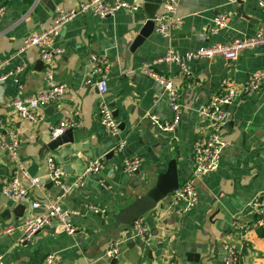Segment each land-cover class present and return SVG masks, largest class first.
I'll use <instances>...</instances> for the list:
<instances>
[{"label": "crops", "instance_id": "crops-1", "mask_svg": "<svg viewBox=\"0 0 264 264\" xmlns=\"http://www.w3.org/2000/svg\"><path fill=\"white\" fill-rule=\"evenodd\" d=\"M80 1L0 0L5 7L0 17V75L25 64L24 71L0 84L2 133L12 128L20 140L19 165L7 152L0 153V188L3 180L12 178L21 167L40 181L37 187L28 186L23 203L8 200L0 190V264H41L48 254L55 256L57 264H222L223 244L237 251V264H264V227H249L243 235L234 228L236 220L245 225L254 220L249 204L264 191V80L256 91L245 90L248 76L264 69V48L244 49L234 61L221 57L194 61L189 65L192 76L183 83L177 79L175 64H154L153 69L172 81L181 94L180 120L172 131L158 129L149 119L152 114L162 121L172 118L163 86L139 73L126 75L142 63H152L168 49L181 54L213 42L253 36L264 26V10L257 0H242L241 4L235 0H180L175 11L182 18L179 27L169 36L153 29L133 48L134 38L148 19L144 5L154 8L156 0H124L140 8L104 18L90 12L77 14L59 30L55 45L62 52L54 57L53 72L67 88L60 97L61 105L77 110L81 125L72 128V143L50 150L49 127L62 116L57 104L41 106L36 123L20 120L5 104L17 94L18 85L22 96L45 87L40 48L30 46L17 53L24 36L47 28L58 9H76ZM158 9L154 8L153 14ZM218 13L226 14V25L213 32ZM91 53L109 61L106 98L116 112L115 136L106 133L99 122L96 87L84 83L91 77L87 64ZM225 83L235 87V97L222 132L227 145L218 168L196 181L198 202L194 208L182 211L170 207V196H166L142 215L153 237L150 246H142L131 238L132 225L112 224L113 213L148 192L171 160L176 162L179 184L191 174L193 143L209 132L199 111ZM119 139L126 141L123 154L141 158L134 173L123 172V154L113 148ZM47 156L62 168L68 184L81 175L88 160L102 158L103 167L97 174L83 177L79 187L64 192L47 177ZM19 180L27 184L21 177ZM48 199H60L65 206L79 210L73 218L78 232L69 235L59 226L41 228L31 239L21 241L19 227L30 214L41 211L32 210L31 203L43 204ZM19 204L24 207L16 212ZM88 205L100 207L103 216L88 210ZM112 239L121 240L115 259L105 255Z\"/></svg>", "mask_w": 264, "mask_h": 264}, {"label": "built area", "instance_id": "built-area-1", "mask_svg": "<svg viewBox=\"0 0 264 264\" xmlns=\"http://www.w3.org/2000/svg\"><path fill=\"white\" fill-rule=\"evenodd\" d=\"M179 1L180 0H160L159 9L151 17L154 23L153 29L159 35H171L182 23V18L175 13ZM257 5L264 10V0H257ZM139 8V4L129 3L124 0H81L76 9L67 11L58 9L51 24L40 31L27 33L22 40L21 46L17 50V53H20L24 48L30 46L40 48V59L43 63V80L45 83L44 89L32 95L22 96L21 85H18L17 94L7 101L5 106L20 120L36 123L40 119L39 108L43 105L56 103L62 116L59 121L49 127L50 139H54L66 128L80 126L81 120L78 111L68 109L61 105L60 97L67 91V88L54 77L53 60L55 55L62 52V49L55 45L60 28L79 13L90 12L95 17L104 18L120 10L135 12ZM4 12L5 7L0 5V17ZM226 20V14L218 13L213 19L212 31L215 32L217 28L225 26ZM254 47L264 48V26L259 27L253 36L229 42H213L181 54L173 49H168L152 63H142L137 69L128 71L126 75L132 76L135 73H139L151 77L163 86L167 94L168 105L172 111V118L169 121H162L157 115L152 114L149 119L158 129L172 131L180 120L181 94L178 87L175 86L172 81L160 76L153 69V65L160 62L175 64L177 67V79L180 83H183L192 76L189 68L190 63L201 59H213L215 57L234 61L238 57L240 51ZM4 63H6L5 60ZM87 64L90 69L91 77L87 78L84 83L93 84L97 89L99 96L97 105L99 122L106 133L115 136L118 134V127L112 108L106 98L109 61L106 57L91 53L87 58ZM24 70V63L17 64L14 69L0 75V84L3 83L8 76L11 75L14 77ZM17 80L18 79L15 80L16 83H18ZM263 80L264 69L254 71L248 76L245 82V90L249 92L256 91ZM195 83L200 84L196 79ZM234 97L235 87L232 84L225 83L200 109V119L209 125V132L204 139L193 143L191 154L193 163L192 172L170 195V207H179L182 211H188L194 208L198 202L196 181L218 168L222 150L227 145L222 132L228 125V108L233 103ZM4 128V122L0 118V153L4 151L7 152L9 158L16 165H19L16 154L20 142L19 137L12 128H8L4 135L2 133ZM125 145V139H119L113 148L116 152H121L123 154ZM45 162L48 179L64 192L79 187L82 184L83 177L97 174L103 167L102 158L88 160L84 164L81 175H79L72 184H68L65 182L62 168L55 162L52 156H47ZM140 163V157L123 154L122 168L124 173H134L139 169ZM14 174L16 175L12 176V178L3 180L0 190L8 200L15 203H23L28 197V186L37 187L40 185V181L37 177H30L23 167L18 170L16 169ZM17 174H20V177L25 180L27 184L21 182ZM39 208H41L40 212L30 214L19 227L22 233L20 238L21 241L31 239L41 228H55L59 226L69 235L78 232L73 223L74 216L79 214L78 209L65 206L61 203L60 199H48L43 204L36 201L31 203L32 210ZM249 208L254 215V220L249 225L240 223L238 220L234 221V228L241 235H243L249 227H264V191L254 197L249 204ZM87 209L95 214L103 216V210L96 205H88ZM132 226L133 231L131 238L137 240L144 247L150 246L153 237L148 225L141 219H138L134 221ZM9 229H11V227H7L6 230ZM120 243L121 240H110L105 250L106 257L110 259L119 257ZM222 247L225 251L222 264H236L238 261L237 251L228 244H223ZM41 264H57V260L53 254H48Z\"/></svg>", "mask_w": 264, "mask_h": 264}, {"label": "water", "instance_id": "water-1", "mask_svg": "<svg viewBox=\"0 0 264 264\" xmlns=\"http://www.w3.org/2000/svg\"><path fill=\"white\" fill-rule=\"evenodd\" d=\"M237 3L241 4L242 0H235ZM160 4V0H156L155 2V9H158ZM149 7V9L147 8ZM144 8L147 12L148 19L144 23L143 27L140 29L134 41L132 43V48L140 45L146 37L150 35L153 31L154 23L151 19L154 8L152 4H145ZM113 115L116 116V112L112 111ZM122 125H119V127ZM73 141V129L66 128L61 134L56 136L54 139H50L47 147L50 150H53L59 145L65 143H72ZM179 185V178L176 169V162L175 160H171L167 166V169L163 172L158 174L157 180L155 185L144 195L134 199L132 203L125 206L122 209H119L117 212L113 213L111 217V222L113 225L118 226L122 225H133L134 221L141 219L142 215L153 209L159 200L166 196H170L174 190ZM23 205L19 204L16 207V212L22 211Z\"/></svg>", "mask_w": 264, "mask_h": 264}, {"label": "trees", "instance_id": "trees-1", "mask_svg": "<svg viewBox=\"0 0 264 264\" xmlns=\"http://www.w3.org/2000/svg\"><path fill=\"white\" fill-rule=\"evenodd\" d=\"M237 264V263H236Z\"/></svg>", "mask_w": 264, "mask_h": 264}]
</instances>
